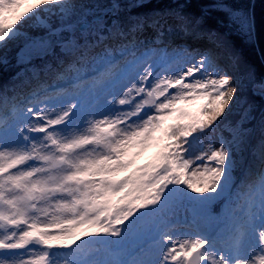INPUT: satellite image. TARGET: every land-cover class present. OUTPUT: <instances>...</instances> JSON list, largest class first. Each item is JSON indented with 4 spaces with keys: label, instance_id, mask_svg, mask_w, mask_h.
Here are the masks:
<instances>
[{
    "label": "snow or ice",
    "instance_id": "6c2138e0",
    "mask_svg": "<svg viewBox=\"0 0 264 264\" xmlns=\"http://www.w3.org/2000/svg\"><path fill=\"white\" fill-rule=\"evenodd\" d=\"M208 7L258 38L252 16ZM45 13L58 15L59 27ZM210 14H190L183 0L126 18L118 0L103 14L69 0H0V49L17 43L31 79L53 60L91 67L70 85L45 82L11 97L0 89V264H90L79 256L128 239L137 258L118 264H264V114L252 127L237 124L232 139L213 140L235 110L244 108L242 124L255 116L240 77L222 66L221 57L231 69L240 61L208 28ZM174 27L190 50L170 49ZM205 36L214 48L200 52ZM251 83L264 100V78ZM257 134L261 168L238 184L236 155ZM224 205L230 224L209 230Z\"/></svg>",
    "mask_w": 264,
    "mask_h": 264
},
{
    "label": "trees",
    "instance_id": "16d2710c",
    "mask_svg": "<svg viewBox=\"0 0 264 264\" xmlns=\"http://www.w3.org/2000/svg\"><path fill=\"white\" fill-rule=\"evenodd\" d=\"M90 2L93 5L91 0H79ZM124 2L122 4V13L125 18L128 15L132 16H157L155 13L157 12H169L173 6L177 3V0H142L143 7L138 9H125L123 5L129 3V0H118ZM252 0H242V4L247 8H250ZM183 2L189 6V12L192 15H195L199 12L211 13L208 16V28L212 29L213 32H217L222 34L227 38L229 45L231 46V50L236 53L239 58L240 65L236 68L238 71V75L242 80L243 86V99L254 105L253 115L255 119L248 121L246 124H242L241 120L244 114V108H239L235 110L232 116L226 121L223 125L219 127V131L221 137L228 141L232 139V131L237 124H240L241 127H252L261 114H264V100L258 95H253V87L249 86L248 83V75L247 73L250 71L255 75L256 81L264 78V67L262 65L261 59L259 57L258 51L254 44V41L248 39L246 34H243L241 31H236L233 29V22H229V18L223 14L222 10L217 9H209L208 5L212 2L219 3H228L230 7H235L239 5L238 0H183ZM50 24L54 27H59L60 18L56 14L45 13L44 17ZM29 32L32 31L31 28H27ZM16 48H18L17 43H12L7 49L0 50V59L6 57L8 63L5 65L0 63V84L3 82H7L9 79L14 78L18 80L17 71L20 69L22 64L17 63V61H13V58L16 60ZM226 61L225 57H223ZM227 62V61H226ZM244 153V149H242ZM240 164V159H238ZM226 205H224L225 207Z\"/></svg>",
    "mask_w": 264,
    "mask_h": 264
},
{
    "label": "rangeland",
    "instance_id": "374dc122",
    "mask_svg": "<svg viewBox=\"0 0 264 264\" xmlns=\"http://www.w3.org/2000/svg\"><path fill=\"white\" fill-rule=\"evenodd\" d=\"M107 1L108 0H94V2L97 4L96 8L100 11L101 14H103V10L107 9V7H104V5L106 4ZM29 2L32 3V2H34V0H29ZM69 3L74 4V5H83L81 3H78L77 0H69ZM239 3H242V0H239ZM226 6H227V8H230V7H228V5H226ZM21 10L23 11L24 9H21ZM231 10L240 16L250 15V10L248 11V8H246L242 4L239 5L238 7L234 8V9H231ZM170 23H171V21H170ZM233 27L235 30H239V31L244 33V31L239 27V25L234 23V22H233ZM209 40L210 39L208 37H203L201 40H199L197 42L200 45V48H199L200 52H203L206 49L214 48L212 41H209ZM186 41H187V38L184 37L183 33H181L179 29L174 27V31L172 34H170V37L168 40V44L170 46V49H174L177 52H181L184 49L190 50V45ZM193 54H196V53H193ZM59 63H62V62H59ZM224 65L225 64L222 63V66H224ZM229 68L231 70V64H230ZM90 70H91V67H89V66H80V67L74 68V69L73 68H65V69H63L62 73L60 74V75H62L61 79L58 80L57 79L58 76L45 78L42 81H40L39 85L29 87V88L24 87L23 90H24L25 94H28L31 91L39 92V91H41L42 87L45 85V82H47L48 84H56L58 86L70 85L72 83V81H74V79H76V78L82 79L86 74L89 73ZM234 74H235V72H234ZM196 107H199V104H197ZM5 110L6 109L3 107L2 112L0 114H2ZM219 139L220 138L218 135V131L216 130V132L213 134V140L218 141ZM250 139H251V137L245 143L242 144L244 151H246V148L247 149L249 148ZM151 155H152V152L148 156V158L151 157ZM148 158H146V160ZM253 165L256 167V169L258 171L261 163L255 164L254 161L252 160L250 162V166H253ZM244 210L245 209L243 208L241 213ZM215 226H216V224H215ZM211 227H213V226H211ZM137 245H138V243L134 242L131 239L125 240L119 244H117V243L101 244V245H99V247L101 248L100 253H96V254L86 253L85 255H80L81 257H83L81 259V261H87V262H90V264H117V258L118 257H123L127 252L132 250ZM116 248H120V249H116Z\"/></svg>",
    "mask_w": 264,
    "mask_h": 264
},
{
    "label": "water",
    "instance_id": "95a60500",
    "mask_svg": "<svg viewBox=\"0 0 264 264\" xmlns=\"http://www.w3.org/2000/svg\"><path fill=\"white\" fill-rule=\"evenodd\" d=\"M252 17L255 21L257 39L255 40L258 52L264 64V0H253Z\"/></svg>",
    "mask_w": 264,
    "mask_h": 264
},
{
    "label": "bare ground",
    "instance_id": "6f19581e",
    "mask_svg": "<svg viewBox=\"0 0 264 264\" xmlns=\"http://www.w3.org/2000/svg\"><path fill=\"white\" fill-rule=\"evenodd\" d=\"M161 13H167V12H157V13H155L156 15H159V14H161ZM205 37H207V36H205ZM209 38V37H208ZM210 39V38H209ZM209 41H212L211 39L209 40ZM214 45V44H213Z\"/></svg>",
    "mask_w": 264,
    "mask_h": 264
}]
</instances>
